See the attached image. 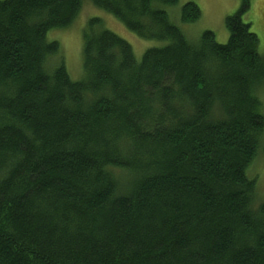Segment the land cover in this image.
Wrapping results in <instances>:
<instances>
[{"label": "trees", "instance_id": "trees-1", "mask_svg": "<svg viewBox=\"0 0 264 264\" xmlns=\"http://www.w3.org/2000/svg\"><path fill=\"white\" fill-rule=\"evenodd\" d=\"M90 2L167 44L138 60L93 18L74 81L48 35L84 0H0V264H264L251 0L226 19L225 45L212 31L190 40L165 9L180 0ZM201 18L181 8L182 23Z\"/></svg>", "mask_w": 264, "mask_h": 264}, {"label": "rangeland", "instance_id": "rangeland-1", "mask_svg": "<svg viewBox=\"0 0 264 264\" xmlns=\"http://www.w3.org/2000/svg\"><path fill=\"white\" fill-rule=\"evenodd\" d=\"M84 0L83 8L73 26L66 30H53L48 35L49 41H57L61 47V54L65 58V66L74 81L84 78L83 73V30L89 20L99 18L105 28L126 40L134 49L135 56L140 60L144 53L154 47H164L167 43L147 41L134 33L110 14L97 9L90 0ZM196 3L202 12V18L194 24H185L181 21V8L189 3ZM241 8V0H180L179 5L165 8L173 22L180 27L192 41H197L205 31H212L221 45L229 42L230 34L226 28V19L235 15ZM244 22L251 25V31L260 41L259 51L264 56V0H251V8L244 16ZM55 60L51 65L55 64ZM264 105V90L259 94ZM248 177L257 182V199L254 207L264 204V142L261 145L259 156L248 171Z\"/></svg>", "mask_w": 264, "mask_h": 264}]
</instances>
